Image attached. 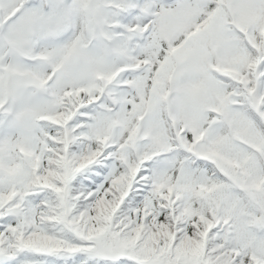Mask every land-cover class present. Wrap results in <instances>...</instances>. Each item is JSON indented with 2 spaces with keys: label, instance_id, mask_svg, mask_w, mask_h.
Returning <instances> with one entry per match:
<instances>
[{
  "label": "snow or ice",
  "instance_id": "6c2138e0",
  "mask_svg": "<svg viewBox=\"0 0 264 264\" xmlns=\"http://www.w3.org/2000/svg\"><path fill=\"white\" fill-rule=\"evenodd\" d=\"M0 264H264V0H0Z\"/></svg>",
  "mask_w": 264,
  "mask_h": 264
}]
</instances>
